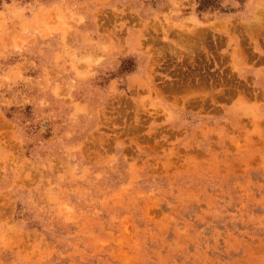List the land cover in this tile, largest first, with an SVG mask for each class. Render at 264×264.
<instances>
[{"label":"rangeland","instance_id":"374dc122","mask_svg":"<svg viewBox=\"0 0 264 264\" xmlns=\"http://www.w3.org/2000/svg\"><path fill=\"white\" fill-rule=\"evenodd\" d=\"M0 264H264V0H0Z\"/></svg>","mask_w":264,"mask_h":264}]
</instances>
